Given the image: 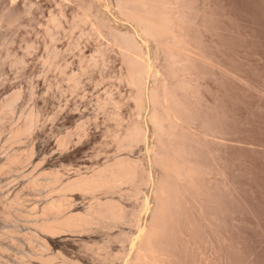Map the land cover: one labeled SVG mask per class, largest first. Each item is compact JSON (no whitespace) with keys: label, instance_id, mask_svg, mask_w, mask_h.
<instances>
[{"label":"rangeland","instance_id":"374dc122","mask_svg":"<svg viewBox=\"0 0 264 264\" xmlns=\"http://www.w3.org/2000/svg\"><path fill=\"white\" fill-rule=\"evenodd\" d=\"M95 1L103 3L110 23L122 31L136 30L121 13L117 0ZM169 1L184 17L181 27L191 53L175 74L177 80H187L185 90L179 89L180 99L184 97L186 102L183 107L189 108L183 113L182 144L204 175L200 173L199 186L193 187L196 190L190 188L187 194L183 189L185 197L175 204V214L172 210L171 218L175 217L169 218L171 227L165 233L170 235L159 246L163 263L264 264V0ZM81 5L80 0H0V101L19 92L14 109L0 117V164L10 150L32 153L30 159L0 172L4 197L23 186L35 166L47 171L58 168L69 177L78 167L92 168L120 153L107 131L116 126L110 116L116 107L100 104L107 94L121 101L122 125L135 117L147 120L150 107L138 111L131 95L133 85L125 78L123 42L98 30L91 21L75 26L74 16ZM62 12V25L52 27V37L48 29L53 26L52 17H61ZM100 46L107 50L104 61ZM54 48L58 52L52 58ZM161 53L153 58L163 75L168 70ZM91 55L99 61L90 63ZM73 72L81 77L77 90L71 88ZM152 80V76L147 79L148 85ZM33 109L41 116L37 128L20 139L10 138L11 128ZM80 123L86 127L82 135L78 133ZM69 134L65 145L62 140ZM151 140L152 136L147 143L122 152L148 161ZM33 157L40 164H33ZM152 189L150 184L144 193L153 196ZM125 190L124 201L135 203L138 199L128 197ZM25 197L42 199L44 195L35 189ZM91 199L88 195L80 200L87 203ZM124 226H114L109 233L118 235ZM96 229L100 243L94 231L96 239L90 238L89 244V238L75 235V243L54 248L55 257L44 262L64 264L61 257L65 256L71 258L69 264L119 263L115 256L101 258L104 255L98 245L108 229ZM119 243L115 239L110 248L118 253ZM91 246H96L95 252L101 250L100 256Z\"/></svg>","mask_w":264,"mask_h":264},{"label":"bare ground","instance_id":"6f19581e","mask_svg":"<svg viewBox=\"0 0 264 264\" xmlns=\"http://www.w3.org/2000/svg\"><path fill=\"white\" fill-rule=\"evenodd\" d=\"M80 2L82 9L74 16V25L79 26L91 21L98 25V30L107 32L123 42L122 53L127 66L125 78L133 85L132 99L140 112L149 106V115L146 121L135 117L126 125H122L123 117L119 110L121 101L107 94L100 104L106 106L113 103L116 107V110L110 112L116 126L108 127L107 131L118 149L120 148V153L98 165L92 164V168L87 165L88 169L85 167L84 170V166L78 167L69 177L64 176L58 168L47 171L43 170L44 167L35 166L37 168L34 172L31 171L34 169L30 170L31 173L27 170V177L23 181L20 180L23 186L15 188L5 197L0 194V204L3 203L0 211V264H10L11 261L12 264H51L44 261L55 257L54 248L61 244L70 245L77 238L75 235L85 240L89 238L86 242L88 244L90 238L97 235L94 240L100 243V233L96 232V228L108 229L106 237L100 235L104 242L97 244L104 255L101 256L102 259L107 260L115 256L120 258L116 264H164L159 246L164 237L170 235L165 233L169 230L168 226L171 227L172 220L169 218L173 215L172 210L175 211L173 208L180 197H185L183 189H187L188 194L190 188L199 186L202 178L199 176L203 171V168L190 158L181 137V133L184 135L183 130L186 129L183 113H187L189 108L187 105V110L184 108L186 102L183 101L184 97L180 99V93L185 90L187 80H177L175 74L191 54L189 49L187 51L186 35L184 36L181 27L184 17L178 7L173 6L169 0H117L116 4L121 13L136 27V30L129 27L122 31L123 29L110 23V18L102 8L103 3L100 5L95 0ZM62 16L63 12L61 17H52L53 26L48 28L52 37L55 36L52 27L60 28ZM101 47L97 51L104 61L107 50ZM57 52L54 48V55L51 57L54 58ZM161 52L165 56L163 66L168 70L163 75L159 74L158 62H155ZM98 61L96 55L89 57L90 63ZM150 76L153 77V82L148 85L147 79ZM69 79L71 88L77 90L81 84L80 75L73 72ZM179 89L184 90L179 93ZM18 95L19 92L15 91L0 101V117L14 109V99ZM40 118L38 110L29 111L23 120L11 128L9 137L20 139L22 135L31 134L37 128ZM85 132L84 123H80L78 133L82 135ZM70 134L63 138V144L69 143ZM150 136L152 140L147 148L148 161L122 152L123 149L129 150L136 145L147 143ZM31 156V151L10 150L0 164V172L7 167L14 168L13 166L30 159ZM37 160L38 157H33V164H40ZM77 169L79 171H76ZM154 169L156 176L153 175ZM202 174L204 175L203 172L201 176ZM150 184L153 196L144 193L145 187ZM35 189L43 193L42 199L25 197L33 194ZM124 190L128 192V197H135V200L137 198L138 203H126L123 199ZM101 193L105 195H100ZM85 195L92 198L87 203H84L83 199L80 200L82 196L87 197ZM26 200L31 203L26 204ZM146 214L151 215L148 216L150 218L147 222L142 219ZM127 224L134 227L130 226L128 229ZM118 225L126 226L119 229L118 235L111 231L109 233L110 228ZM93 235L95 236L92 237ZM115 239L122 242L120 253L110 248ZM93 247L90 249L94 250L96 246ZM95 250L94 254L98 252ZM94 254L93 256L97 257ZM61 258L64 264H69L71 259L65 256ZM76 263L78 264H72Z\"/></svg>","mask_w":264,"mask_h":264}]
</instances>
